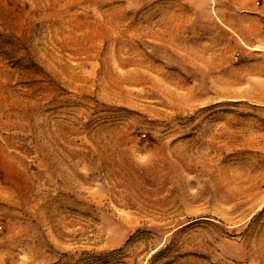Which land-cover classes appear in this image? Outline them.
<instances>
[{
  "label": "rangeland",
  "instance_id": "rangeland-1",
  "mask_svg": "<svg viewBox=\"0 0 264 264\" xmlns=\"http://www.w3.org/2000/svg\"><path fill=\"white\" fill-rule=\"evenodd\" d=\"M0 264H264V0H0Z\"/></svg>",
  "mask_w": 264,
  "mask_h": 264
}]
</instances>
